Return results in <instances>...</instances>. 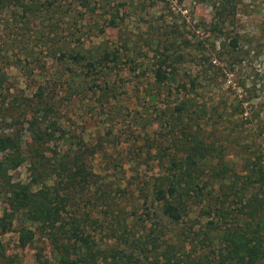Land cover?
<instances>
[{
    "label": "rangeland",
    "instance_id": "obj_1",
    "mask_svg": "<svg viewBox=\"0 0 264 264\" xmlns=\"http://www.w3.org/2000/svg\"><path fill=\"white\" fill-rule=\"evenodd\" d=\"M105 53L119 59L99 64ZM158 67L165 82L155 78ZM34 120L50 134L47 154L87 150L91 182L65 223H80L98 264L109 254L215 264L210 241L219 231L249 239L254 228L249 197L255 164L264 168V0H0V134L19 133L25 155ZM196 145L205 151L190 166ZM29 167L11 164L10 182H29ZM171 181L184 208L178 223L155 200ZM4 199L0 187L1 215ZM22 221L0 229L10 264H59L41 234L20 247Z\"/></svg>",
    "mask_w": 264,
    "mask_h": 264
},
{
    "label": "trees",
    "instance_id": "obj_2",
    "mask_svg": "<svg viewBox=\"0 0 264 264\" xmlns=\"http://www.w3.org/2000/svg\"><path fill=\"white\" fill-rule=\"evenodd\" d=\"M60 59H67L73 63L85 61L80 54H62ZM119 59L118 54L105 53L101 61L115 62ZM86 67L93 71L94 62L88 61ZM158 82H165L168 75L158 67L154 70ZM40 102L38 103V105ZM31 130V149L23 155V140L20 134H0V187L4 191L5 207L0 214V229L2 233L9 231L16 217H21L19 245L26 248L35 243L36 234H41L48 241L55 252L59 264H98L99 256H96L92 248L89 236L80 228V223L73 220L65 223V215L75 207L74 201L79 194L84 193L91 182L92 174L88 171L89 164L86 162L87 150H83L67 158L47 154L46 146L51 143L49 133L42 129L34 120L29 122ZM48 133V134H47ZM255 155L260 156L262 146L256 147ZM87 149V148H86ZM205 149L197 145L193 147L187 158L189 165L195 166L198 154H203ZM26 155L28 158H26ZM28 161L32 179L29 182H17L12 184L8 177L11 164L20 166ZM255 192L249 197V203L253 210V218L247 228L251 229L249 239H240L229 230L219 231L222 236H215L210 241V247H214L215 264H264V168L255 164ZM51 176L54 180L50 183ZM180 195V188L176 182L171 181L167 187H158L155 191V200L162 203L163 216L173 222H180L184 218V208L180 203L176 204L172 198ZM73 203V205H72ZM221 207L217 208L216 215H221ZM211 212L208 213L210 215ZM220 227L218 223L212 222ZM33 227H35L33 229ZM218 233V235H219ZM220 237V238H219ZM209 242V240H206ZM214 243V244H213ZM218 250L219 256L216 254ZM218 256V257H217ZM200 258V262L191 257H185L183 261L173 262L171 259L163 261L155 258L151 262L138 258L132 262L122 256L109 254L105 258L106 264H210ZM10 258L6 254V248L0 239V264H10ZM41 264H50L48 259L42 260ZM213 264V263H212Z\"/></svg>",
    "mask_w": 264,
    "mask_h": 264
}]
</instances>
